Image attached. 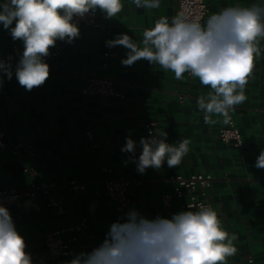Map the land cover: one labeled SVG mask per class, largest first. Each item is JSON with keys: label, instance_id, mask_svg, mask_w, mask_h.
<instances>
[{"label": "crops", "instance_id": "crops-1", "mask_svg": "<svg viewBox=\"0 0 264 264\" xmlns=\"http://www.w3.org/2000/svg\"><path fill=\"white\" fill-rule=\"evenodd\" d=\"M123 4V10L115 18L96 12L101 29L81 26L80 36L73 43L57 41L60 55L50 66V76L44 85L27 91L14 74L11 80L5 76L0 85L4 142L9 147L22 143L18 158L0 150V190H22L33 182L54 183L52 196L61 200L66 209L65 214H55L44 205L42 196L9 207L32 264L70 261L73 257L51 261L43 237L78 218H87L88 231L99 246L110 225L122 221L130 210L149 219L171 218L189 210L183 208L186 198L173 197L169 176L187 178L192 174L212 176L205 196L199 197L218 211L225 229L237 236L234 241L237 252L227 258L226 264H247L249 258L256 264H264V169L255 167L264 150V38H258L262 51L254 58L255 66L245 88L247 99L229 113L242 136V146L236 148L218 137L219 130L226 126L224 117L213 116L217 121L213 125L204 122L197 99L211 88L202 85L199 78L185 73L182 79H176L171 70L144 59L125 66L121 60L129 50L122 46L110 48L112 56L103 67L104 40L127 33L139 43L143 31L154 27L159 18L171 21L177 16L178 0H160L156 9L136 8L131 0H123ZM207 4L211 16L228 6L264 7V0H207ZM21 43L14 41L0 24V57L13 44ZM12 70L14 73L15 67ZM94 76L111 79L114 90L123 98L82 96L80 89ZM148 125L155 132H166L170 144L189 139V152L180 165L169 168L165 162L160 169L150 167L143 174L137 171L136 164L130 162L132 154L122 152L121 148L130 136L137 143L138 159L142 150L139 141L148 136ZM88 133L92 140L87 139ZM30 151L34 157L28 156ZM22 165L35 169L36 176L23 173ZM109 177H125L130 181L127 190L130 202L122 212L103 194V182ZM72 179L84 182L87 192L78 196L69 194L64 185ZM95 190L99 195L93 194ZM162 195L171 196L168 206L161 203ZM73 248L85 252L90 247L80 242Z\"/></svg>", "mask_w": 264, "mask_h": 264}, {"label": "clouds", "instance_id": "clouds-1", "mask_svg": "<svg viewBox=\"0 0 264 264\" xmlns=\"http://www.w3.org/2000/svg\"><path fill=\"white\" fill-rule=\"evenodd\" d=\"M136 8L156 9L160 0H131ZM124 8L123 0H0V24L14 41L23 43V52L13 73L12 66L0 59V85L13 74L27 91L38 88L50 76L45 57L57 41L73 43L80 36L75 17L98 10L115 18ZM15 22L14 26L13 23ZM264 38V7L228 6L211 15L206 24L178 14L171 21L161 17L154 27L143 31L142 41L127 33L106 41L109 48L122 46L129 51L121 60L125 66L144 59L171 70L176 79L185 73L199 78L211 91L197 99L204 122L217 123L213 116L229 122L230 111L247 99L246 85L252 75L254 58L260 55L259 39ZM121 148L131 153L130 162L140 174L148 168H169L181 164L189 152V139L167 142L166 132H149L137 143L130 136ZM129 161H126L127 163ZM255 167L264 169V150ZM175 213L171 218L149 219L136 210L110 225L103 242L90 252H81L65 264H226L237 252L235 234L223 226L218 211L210 205L198 210ZM23 236L17 231L10 211L0 206V264H32Z\"/></svg>", "mask_w": 264, "mask_h": 264}, {"label": "built area", "instance_id": "built-area-1", "mask_svg": "<svg viewBox=\"0 0 264 264\" xmlns=\"http://www.w3.org/2000/svg\"><path fill=\"white\" fill-rule=\"evenodd\" d=\"M184 14L192 19H197L204 25L209 16V9L207 0H178V8L176 15ZM78 27L86 26L92 30L101 29L102 25L97 20V13L86 14L85 17L74 18ZM106 41H103V67H106V60L112 56L109 47L106 46ZM262 51V49H260ZM23 52V43L13 44L8 51H6L0 59L9 63L12 67H16L20 56ZM60 46L58 42L55 47L50 49V55L45 57V61L52 65L54 61L59 58ZM191 76L189 73H186ZM114 82L105 77H90L85 86L80 89V94L85 97H102V98H123V95L114 90ZM229 122L225 127L218 132L219 139L224 143H231L236 148L242 146V136L235 125L233 116L229 115ZM146 132L155 133L151 125L146 126ZM87 139L92 140V135L87 134ZM95 148L96 144H92ZM30 148V147H29ZM22 143L16 142L10 147L4 142V133L0 126V150L6 151L11 156L18 158L21 154ZM29 157H34V152H29ZM23 173L29 174L32 177L36 176L35 169L22 165ZM110 173V170L104 169ZM169 181L172 184L173 197L177 200L187 199L183 208L198 210L200 205H210L208 202L200 199L199 194L205 196V190L209 189L213 178L209 174H192L187 178L180 175L169 176ZM130 181L125 177L112 178L109 177L103 182V194L109 198L118 212L124 211L130 202L127 194ZM56 187L54 183L33 182L27 188L22 190L7 189L0 190V206L9 209L10 206H20L23 201H34L38 196L44 198V205L54 210L55 214L62 215L66 213L61 200L52 196V190ZM65 190L72 196H78L87 192V186L84 182L72 179L65 183ZM94 195H99V191L95 190ZM171 200L170 195H162L160 201L163 205L168 206ZM211 206V205H210ZM88 220L85 217L76 219L67 227L47 233L43 237V245L47 251L48 258L51 261L72 258L75 255L83 252L75 250L73 246L80 242L90 247L85 252H90L92 249L98 247L94 243V235L88 231ZM247 264H256L251 258L248 259Z\"/></svg>", "mask_w": 264, "mask_h": 264}]
</instances>
